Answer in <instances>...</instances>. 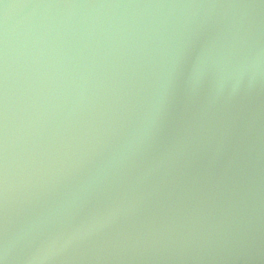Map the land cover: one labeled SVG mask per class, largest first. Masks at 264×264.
<instances>
[{"label": "water", "instance_id": "obj_1", "mask_svg": "<svg viewBox=\"0 0 264 264\" xmlns=\"http://www.w3.org/2000/svg\"><path fill=\"white\" fill-rule=\"evenodd\" d=\"M0 264H264V0H0Z\"/></svg>", "mask_w": 264, "mask_h": 264}]
</instances>
